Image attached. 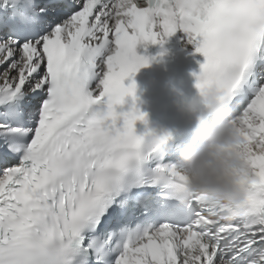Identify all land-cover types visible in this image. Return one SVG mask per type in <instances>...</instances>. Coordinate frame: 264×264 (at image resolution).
<instances>
[{
  "label": "snow or ice",
  "instance_id": "snow-or-ice-1",
  "mask_svg": "<svg viewBox=\"0 0 264 264\" xmlns=\"http://www.w3.org/2000/svg\"><path fill=\"white\" fill-rule=\"evenodd\" d=\"M177 33L238 134L231 218L136 134L137 47ZM0 264H264V0H0Z\"/></svg>",
  "mask_w": 264,
  "mask_h": 264
},
{
  "label": "clouds",
  "instance_id": "clouds-1",
  "mask_svg": "<svg viewBox=\"0 0 264 264\" xmlns=\"http://www.w3.org/2000/svg\"><path fill=\"white\" fill-rule=\"evenodd\" d=\"M180 107L190 114L203 112L208 117L205 121L198 118L192 141L179 148L177 163L188 178L187 190L205 193L220 202L231 218L242 205L246 189L235 175V170L243 167V159L235 147L238 134L230 115L215 90L182 100Z\"/></svg>",
  "mask_w": 264,
  "mask_h": 264
}]
</instances>
